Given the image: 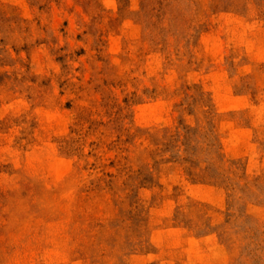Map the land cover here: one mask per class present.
<instances>
[{
    "label": "rangeland",
    "instance_id": "374dc122",
    "mask_svg": "<svg viewBox=\"0 0 264 264\" xmlns=\"http://www.w3.org/2000/svg\"><path fill=\"white\" fill-rule=\"evenodd\" d=\"M0 264H264V0H0Z\"/></svg>",
    "mask_w": 264,
    "mask_h": 264
}]
</instances>
